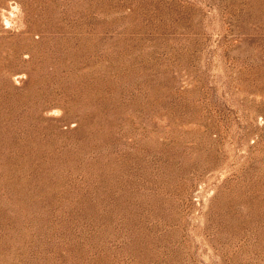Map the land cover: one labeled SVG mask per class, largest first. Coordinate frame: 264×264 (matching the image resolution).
Wrapping results in <instances>:
<instances>
[{
    "label": "rangeland",
    "instance_id": "1",
    "mask_svg": "<svg viewBox=\"0 0 264 264\" xmlns=\"http://www.w3.org/2000/svg\"><path fill=\"white\" fill-rule=\"evenodd\" d=\"M0 264H264V0H0Z\"/></svg>",
    "mask_w": 264,
    "mask_h": 264
}]
</instances>
